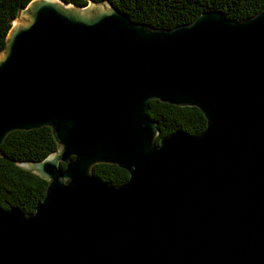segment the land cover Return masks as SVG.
Returning <instances> with one entry per match:
<instances>
[{
    "label": "water",
    "instance_id": "water-1",
    "mask_svg": "<svg viewBox=\"0 0 264 264\" xmlns=\"http://www.w3.org/2000/svg\"><path fill=\"white\" fill-rule=\"evenodd\" d=\"M155 99L206 129L157 143ZM43 126L59 150L16 165L46 194L30 214L0 205V264H264V8L156 28L110 1L32 0L0 53V148Z\"/></svg>",
    "mask_w": 264,
    "mask_h": 264
},
{
    "label": "trees",
    "instance_id": "trees-1",
    "mask_svg": "<svg viewBox=\"0 0 264 264\" xmlns=\"http://www.w3.org/2000/svg\"><path fill=\"white\" fill-rule=\"evenodd\" d=\"M32 0H0V53L18 13ZM86 7L90 0H62ZM110 1L134 22L159 28H174L193 22L201 13L220 11L229 19L242 20L256 15L264 8V0H94ZM148 115L159 128L157 143L162 137L178 131L191 135L207 127L204 113L197 107H181L151 100ZM52 129L47 126L32 130H15L8 134L0 148V205L20 207L34 213L37 203L46 194L49 181L18 162L41 161L57 152ZM63 167L66 164L62 163ZM93 174L111 187H119L129 178L127 170L110 163L96 164Z\"/></svg>",
    "mask_w": 264,
    "mask_h": 264
}]
</instances>
